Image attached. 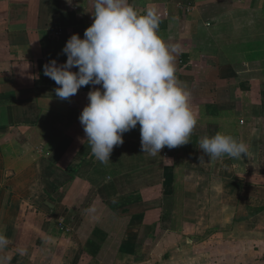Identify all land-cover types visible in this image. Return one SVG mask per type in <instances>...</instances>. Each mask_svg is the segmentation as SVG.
Instances as JSON below:
<instances>
[{
    "label": "crops",
    "instance_id": "0c3cea01",
    "mask_svg": "<svg viewBox=\"0 0 264 264\" xmlns=\"http://www.w3.org/2000/svg\"><path fill=\"white\" fill-rule=\"evenodd\" d=\"M128 3L176 46L190 141L151 156L137 124L101 163L79 120L101 85L61 100L43 74L94 0H0V264H264V0ZM217 132L247 156L210 159Z\"/></svg>",
    "mask_w": 264,
    "mask_h": 264
},
{
    "label": "clouds",
    "instance_id": "9594fccd",
    "mask_svg": "<svg viewBox=\"0 0 264 264\" xmlns=\"http://www.w3.org/2000/svg\"><path fill=\"white\" fill-rule=\"evenodd\" d=\"M92 14L83 38L73 33L64 45L67 60L57 64L52 59L43 67V74L59 86L55 95L61 100L83 86L101 85L88 92L89 103L79 116L91 153L108 163L114 146L122 145L123 134L137 124L142 153L155 156L165 146L187 144L197 116L190 92L175 75L176 46L159 34L157 9L139 13L128 0H94ZM199 148L210 159L248 154L244 142L222 132L203 137ZM8 245L0 234V250Z\"/></svg>",
    "mask_w": 264,
    "mask_h": 264
},
{
    "label": "built area",
    "instance_id": "2783aa9c",
    "mask_svg": "<svg viewBox=\"0 0 264 264\" xmlns=\"http://www.w3.org/2000/svg\"><path fill=\"white\" fill-rule=\"evenodd\" d=\"M190 10V9H189ZM60 227H63V222H60Z\"/></svg>",
    "mask_w": 264,
    "mask_h": 264
}]
</instances>
